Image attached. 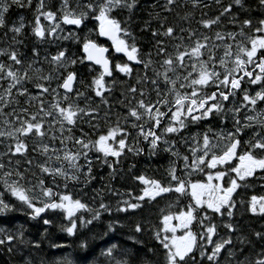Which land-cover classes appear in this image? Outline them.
<instances>
[{
    "label": "snow or ice",
    "instance_id": "6c2138e0",
    "mask_svg": "<svg viewBox=\"0 0 264 264\" xmlns=\"http://www.w3.org/2000/svg\"><path fill=\"white\" fill-rule=\"evenodd\" d=\"M189 5L201 12L197 28L192 27L194 11L187 10ZM253 5L264 16V0H232L226 5L223 0H154L150 5L153 12L149 14L153 19L145 21L141 29L150 33L153 50L143 52L130 30L139 0H60L56 11L47 7L45 0H36L31 25L34 37L40 41L73 40L81 46L79 54L58 47L55 55H45L43 61L49 66L45 71L38 48L31 50L32 59L27 62L17 50L16 46L23 44L20 37L26 28L24 17L19 18L18 24H10L9 20L13 7L32 9L33 0H0V29H6L5 36L12 34L8 47L0 48V57L8 61L0 60V144L6 148L0 157H8L6 163L0 159V215L23 211L30 219L39 218L43 225L52 227L59 212L68 221L67 225H61V230L70 236L76 235L78 221L80 225L99 221L104 213L113 210L103 196H99L98 207L90 206L70 194L55 191L59 185L48 186L45 178L51 177L53 181L62 178L64 189L68 188V182L87 187L95 179L94 164L100 163L110 168V178L114 179L120 158L126 152L140 155L145 151L129 143L135 132L145 142L150 156L162 151L175 159L167 169L166 182L135 176L143 185L140 194L127 193L128 199L117 201L115 211L135 214L146 203L158 202V198L166 195L179 197L190 193L192 202L186 205V210L163 214L162 226L152 231L153 239L159 243V257L155 249H137L133 253L113 243L101 250L108 264H264V229L254 231L251 238L238 236L234 242L232 234L240 231L238 226L223 224L229 233L225 238L219 236L213 222L217 215L234 216L237 201L233 197L238 189L248 187L257 178L264 181V107H259L264 106V19L251 15ZM157 8L160 11H155ZM124 12L128 13L126 19L121 18ZM177 19L187 22L188 27L176 23ZM225 20L238 30H223ZM90 22L98 27L88 29L81 36L80 32ZM64 25L75 26L76 31L65 35ZM248 32L252 35H247ZM93 33L107 37L114 52L123 54L126 61L113 63L107 55L109 48L91 38ZM218 52L222 54L218 56ZM97 65L102 70L86 81L78 66H86L91 74ZM137 66L143 71H136ZM114 71L127 79H132L135 72V86L129 85L126 93H122L124 99L118 102L127 114L116 113L113 119L110 97L117 84ZM29 83L34 85V90L29 89ZM253 87V91H248ZM239 93L243 95L237 105L234 102ZM48 96L51 99L46 101ZM95 99L99 100L98 104ZM227 104L233 107L228 108ZM218 115L225 122L231 115L232 129L227 133L209 129L190 137L195 147L190 148L189 163V156H181L176 150L177 141L171 137L180 138L190 125L211 121ZM85 119L89 133L80 127ZM102 124L106 127L102 128ZM247 130H252V135L243 140ZM91 133H95V139ZM29 140L35 141L31 152L43 157L35 165L39 176L31 171L33 160L27 158ZM221 141L225 143L218 155L216 150ZM184 143H188V138ZM238 149L242 154L238 155ZM234 159L239 164L231 166ZM181 160L183 169H179ZM201 166L228 167L214 174L209 172L206 182H193L192 172L204 171ZM113 194L120 195L115 191ZM92 199L95 201L96 197ZM247 203L253 215L264 216V195H252ZM84 213H89L90 218L85 219ZM48 215L53 218H44ZM194 222L199 225L198 232L192 231ZM117 227H123L119 220L110 221L108 232H115ZM146 231L149 229L145 222L136 221L129 239L141 244L137 236ZM17 245L42 251L41 240H26L22 229L13 232L0 227V247L12 254L14 249L20 251ZM81 247L88 245L82 243ZM24 264H34L33 258L29 255ZM38 264L47 262L39 260ZM52 264L71 262L58 260Z\"/></svg>",
    "mask_w": 264,
    "mask_h": 264
},
{
    "label": "trees",
    "instance_id": "16d2710c",
    "mask_svg": "<svg viewBox=\"0 0 264 264\" xmlns=\"http://www.w3.org/2000/svg\"><path fill=\"white\" fill-rule=\"evenodd\" d=\"M46 6L51 8V10L56 11L60 6V0H45ZM36 0H33V8L32 9H19L13 7L9 14V20L11 23H19V18L21 16L24 17V23L26 28L24 30L23 36L20 39L23 40L22 45H17V50L24 54L26 62L32 59V49L38 48L40 50V58L41 64L45 68V71L49 70V66L44 63L43 57L45 55H55L58 47H66L71 51L76 53L81 52V46L77 43H72V40L62 41L60 43H56L55 41H40L32 34V23L34 21V10H35ZM22 10V11H21ZM139 10H147L145 8H139L134 11L132 14V19L130 22V30L136 36V40L138 45L141 47L143 52H147L152 49L153 41L149 32L141 31L144 28L145 21L152 20V16H141L137 15L135 12ZM187 10H192L190 7ZM153 12V9H150ZM155 11H160L159 8L155 9ZM210 15H213L214 12H209ZM196 11H194V19L192 21V27H199L196 23L200 19V17H195ZM125 15V14H124ZM122 16V19H126L128 14ZM183 15V12L181 13ZM242 18H247L242 15ZM256 19H264L260 17H255ZM42 23H45L47 26V22L42 19ZM224 29L227 31H237L231 27L227 20L224 21ZM155 21L153 20L152 27ZM176 23L183 24L184 27H188V23L185 21L176 20ZM97 24L95 22H90L88 27L83 29L80 32V35L83 36L88 29H95ZM6 29H0V48H7L11 41V33H8L7 36L4 35ZM211 35V33H208ZM247 35H252L251 32H248ZM100 44L103 42L100 40L98 36L93 33L92 37ZM0 60H5L6 58L0 57ZM40 66V65H38ZM80 71L84 73V78L86 81H90L92 76L97 75V69L88 74L86 70V66H78ZM136 71H143L142 68L137 66ZM114 75L117 79L116 87L113 90V95L110 97V103L112 104V111L110 115L115 118L116 113H120L121 115H126V111L122 105L118 102L124 99L122 93H126V89L129 85L135 86V72L132 79L125 78L122 74H117L114 71ZM106 80L110 81V78L106 77ZM33 85V84H32ZM83 91V89H81ZM91 96L92 94L89 93ZM95 103L98 104L99 100L95 99ZM84 105V102H81V106ZM103 114V113H102ZM221 119L219 115L212 119L211 121L206 122H198L197 124H192L189 126L187 131H196L202 130V132L209 130L210 128H219L221 125ZM123 122V121H122ZM111 123V121H109ZM80 127L83 128L84 132L89 133V125L86 122L80 124ZM101 127H106V125L102 124ZM131 131V129H129ZM186 130L181 134V137L185 134ZM75 133H79L76 131ZM134 133V132H133ZM92 138L95 139V133H91ZM181 137L178 138L180 142ZM134 136L130 137L129 143L134 146H138V139ZM135 141V143H133ZM71 146V145H70ZM162 156V157H161ZM168 157H171L170 159ZM28 159L33 160V167L31 171L36 173L39 176L38 169L35 165L39 162L43 161V157L39 156L37 153L31 152L30 146V155L27 157ZM95 160V156L91 157ZM163 158H167L168 160H173L174 158L166 152H157L156 155L150 156L147 151V147H145V151L140 155H136L131 152H126L124 156L120 158V163L117 166V174L115 178H110V168L107 165H103L100 163L94 164L93 172L95 175V179L91 182V184L87 187H84L81 183L78 182H68V188L64 189V180L62 178H56L55 181L51 177H46L45 182L48 186H53V184L59 185V188L54 189L57 192L62 194H70L74 199H81L83 202L89 203L90 206L98 207L99 204V196H103L104 202L111 204L112 212L104 213L101 216L99 221H94L91 225H80L78 221V229L77 233L74 236L68 235L67 232L61 230V225H67L68 221L64 218L63 214L57 212L54 217V225L52 227H48L43 225L41 219H30V217L23 211H16L9 213L7 215H0V227L6 228L10 231L23 230L24 238L30 241L41 240V249L42 251H37L25 245H17L20 251L17 252L14 249L12 254H9L6 248L0 247V264H24V259L29 255L33 258L34 264H38L39 260H44L47 264H52L54 261L64 260L70 261L71 264H108L107 258L101 256V250L105 249L107 246L111 244H120L123 247H126L130 252L135 253L137 249H155L157 252V257L161 255L159 249L158 241L154 240L152 237V231L160 228L162 225L160 223L163 214H167L172 211V206L174 203L173 195H166L164 198H158V202H150L146 203L142 210H137L135 214H126V213H118L115 211L117 206V201L128 199L127 193L132 192L135 195H139L140 191L143 188V185L134 179L137 175H145L150 179H159L161 180V170L163 173V167L167 166V163H164ZM5 163L7 162L8 157H0ZM110 163L112 162V158H109ZM21 164L24 167L27 165L24 164L23 160H21ZM163 167L161 168V166ZM29 179H32V176H29ZM83 179V177H82ZM113 190L115 192L120 193V195H114ZM260 180H253L249 182V186L246 188H242V194H240V201H244L247 203V196L245 192H249L248 196L253 194L260 193ZM0 190H2V185H0ZM89 191V192H88ZM93 197H96V200L93 201ZM13 203L15 200L13 198ZM175 202V201H174ZM172 205V206H171ZM17 207L19 205L17 204ZM163 210V213L161 212ZM79 215V214H78ZM84 218L89 219L90 214L84 213ZM44 218L52 219V215L45 216ZM119 220L123 227H117L115 232H108L107 225L110 221ZM236 220H239L236 226L239 227L240 231L232 234V239L234 242L237 241L238 236H247L251 238V234L254 231H260L264 229V216L249 214L247 217H238ZM235 220V221H236ZM142 221L145 222L149 231H146L142 236L138 235L137 238L142 241L141 244H136L134 240H130L129 236L132 235V228L134 222ZM227 222H218L217 224V232L220 237H227L229 235L228 230L224 228L222 225ZM48 227L47 234H45V228ZM215 239V237H214ZM82 243H87L88 247H81ZM52 244H61L64 245L63 248H53L50 245ZM135 245V247H133ZM81 250V251H80ZM256 250H259V246H256ZM198 256V254H197ZM226 264V262H225Z\"/></svg>",
    "mask_w": 264,
    "mask_h": 264
},
{
    "label": "rangeland",
    "instance_id": "374dc122",
    "mask_svg": "<svg viewBox=\"0 0 264 264\" xmlns=\"http://www.w3.org/2000/svg\"><path fill=\"white\" fill-rule=\"evenodd\" d=\"M62 27L64 28V34L65 35L67 33H69V32H73L74 31V29L71 30L70 27H68V25H64ZM201 31H203V30L201 29ZM55 42L56 43H60L62 41H59V42L55 41ZM71 42L72 43H75L73 40ZM221 54H222L221 52H218L217 53L218 56L221 55ZM27 86L29 87L30 90H34V85H32V83H29ZM52 87H55V83L52 84ZM245 87H247V84L246 83H245ZM253 90H254V87L253 88H248V91H250V92L253 91ZM256 90H258V89H256ZM0 91H2V90H0ZM242 95H243V93H239L237 95L236 101L234 102L235 104H237V105L239 104L240 98L242 97ZM45 99L47 101V100H50L51 97L48 96ZM21 103L23 104V98H21ZM83 106L84 105H82L81 107H83ZM226 107L231 108V107H233V104H227ZM259 107H264V106H259ZM259 107H258V110H259ZM229 116H231V115H229ZM242 117H243V113L241 114V118ZM163 126L164 125H162V127H161V129L159 131H161V132L163 131ZM232 127H233L232 120L229 122L228 121V118H227V120L225 122V118L222 117L220 127L219 128H210V129L212 131H214V132H217V133H219L221 130H223V132L227 133L229 130L232 129ZM199 133H202V130H196V131H190V132L186 130L185 134L181 137V139H180L181 141L180 142L178 141V138L176 136H172L171 137L172 139H175L177 141L176 150L181 154V156H184V155H188L189 156V163H191V161H192V156L190 154V148L195 147V145L192 143V140L190 139V137H192L193 135L199 134ZM75 134L76 135H79V133H75ZM251 135H252V130H247V133L243 137V140H247ZM133 136L136 137L135 136V132L133 133ZM185 138H188V143L187 144L184 143V139ZM133 139L136 140L138 138L136 137V138H133ZM34 142H35L34 140H29L28 141V143H29L30 146H32V144ZM5 143H8V141H5ZM224 143H225L224 141H221L219 143L218 149L216 150V152H217L218 155L221 154L222 149L224 147ZM137 145H138V147H141V148H144V149H145V147H147L146 144H145V142H143L142 140H139L137 142ZM5 151H6V148L4 147V144H0V153H3ZM238 151H241V150L238 149ZM239 154H242V152L238 153V155ZM168 158L170 159L171 157H168ZM171 162H172L171 160H168L167 161V166H165V168L163 167V165L161 166V168L163 167V169H164L163 170V173H162V170H161V173H160L161 174V181L162 182H166L167 179H168V177H167V169H168V167H169V165H170ZM237 164H239L238 159H234V160L230 161V165L231 166H236ZM201 167H204V166H201ZM225 167H228V166H218L217 169H209L207 167H204V171H202V172L193 171L192 172V175H191V180L193 182H195L196 180H200L201 182H206L207 174L209 172H212L214 174L215 171H217V170H223V168H225ZM183 168H184V164H183V161L181 160V161H179V169H183ZM178 174L179 175H182V176L184 175V173L181 172V171H178ZM225 180H228V177L227 176L225 177ZM256 180H258V179H256ZM214 183H215V181H214ZM248 193L249 192H247V191L245 192V195L247 196V201L250 200V198H251L252 195H257V196L264 195V189H260V193L259 194H257V193L256 194H253L252 193L250 196H248ZM64 194H66V193H64ZM189 196H190V193L189 194L182 195V196H179V197H177L176 195H173V199H174L175 202L173 201L172 203H174V205L173 206L171 205V206L173 208H175V209H174V211L172 213H177V212H179L181 210H186V205L192 202L189 199ZM180 198L181 199H184V202L185 203L182 204V201L180 200ZM174 223H175V221H174ZM192 231H193V229H192ZM181 234H182L181 232H177V235H181Z\"/></svg>",
    "mask_w": 264,
    "mask_h": 264
},
{
    "label": "flooded vegetation",
    "instance_id": "af4514ba",
    "mask_svg": "<svg viewBox=\"0 0 264 264\" xmlns=\"http://www.w3.org/2000/svg\"><path fill=\"white\" fill-rule=\"evenodd\" d=\"M148 1H150L151 3H146L145 0H139V6H138L137 9L145 8L147 10H139V11L135 12L137 15L148 16V17L150 16L149 14L152 13L150 11V9H151L150 5H152L154 3V0H148ZM223 2L226 5L227 3L232 2V0H223ZM189 7L191 8L190 5H189ZM253 9H254L252 11L253 13H251L252 16L254 15L255 17L264 18V16L260 15V10L256 9L255 7H253ZM194 11H196L195 15H198V16H195V17H200V15H201L200 10L199 9H195ZM204 11H208V9H204ZM209 15H210V13H209ZM122 16L123 15L121 14V18H122ZM97 27H98V25H97ZM102 42H103V46L104 47L109 48L108 57H109L110 60L113 61V63H116V62H121L122 63V62L126 61V57L123 54H116L114 52L113 45H112V43L109 40L103 39ZM258 180H260V179H258ZM227 182H228V180H224V186L225 187L228 186ZM260 186H261V189H264V181L260 180ZM240 194H242V188L238 189L237 190V194H234V197H233L237 201V208L234 210V216L232 218H227L226 216L221 218V217H219L217 215V216H214L213 222H221V221H223V222H227V223H233L234 225H236L237 222L239 221V220H236L238 217H241L242 215H243V217H247L249 214H252L248 210V203L241 204L240 202H238L240 200Z\"/></svg>",
    "mask_w": 264,
    "mask_h": 264
},
{
    "label": "bare ground",
    "instance_id": "6f19581e",
    "mask_svg": "<svg viewBox=\"0 0 264 264\" xmlns=\"http://www.w3.org/2000/svg\"><path fill=\"white\" fill-rule=\"evenodd\" d=\"M145 2H146V3H151V2L148 1V0H145ZM253 7H255V6H253ZM253 10H254V9H253ZM253 10H252V11H253ZM21 11H22V10H21ZM257 11H258V10H257ZM146 12H147V11H146ZM146 12H145V13H146ZM251 13H253V12H251ZM124 14L127 15L128 13H127V12L122 13V15H124ZM125 15H124V16H125ZM253 17H255V16L253 15ZM143 23H144V22H143ZM224 23H225V22H224ZM153 26L156 27V23H154ZM68 27H70L71 30L74 29V31H76L75 26L68 25ZM95 68L97 69V74H98L99 71H101V69H100L99 67H97V66H95ZM228 121H229V122L231 121V116L228 117ZM240 152H241V151H238V153H240ZM161 157H162V156H161ZM163 160H164V163H167V158H163ZM161 182H162V181H161ZM162 183H163V182H162ZM88 192H89V191H88ZM180 200L182 201V204L185 203V202H184V199H181V198H180ZM173 211H174V209L171 211V213H172ZM214 223L218 224V222H214ZM192 229H193V232H198V231H199V225L196 224V223L194 222V224H193V226H192ZM80 251H81V250H80Z\"/></svg>",
    "mask_w": 264,
    "mask_h": 264
},
{
    "label": "water",
    "instance_id": "95a60500",
    "mask_svg": "<svg viewBox=\"0 0 264 264\" xmlns=\"http://www.w3.org/2000/svg\"><path fill=\"white\" fill-rule=\"evenodd\" d=\"M101 39H106V40H109L107 37H100ZM110 41V40H109ZM111 42V41H110ZM103 46V45H102ZM113 48H114V46H113ZM108 55V54H107ZM97 67H99L100 69H101V67L100 66H98L97 65ZM102 70V69H101Z\"/></svg>",
    "mask_w": 264,
    "mask_h": 264
}]
</instances>
